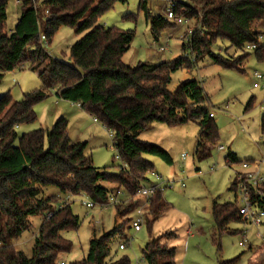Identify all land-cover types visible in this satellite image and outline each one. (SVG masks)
I'll return each mask as SVG.
<instances>
[{"label": "trees", "instance_id": "obj_1", "mask_svg": "<svg viewBox=\"0 0 264 264\" xmlns=\"http://www.w3.org/2000/svg\"><path fill=\"white\" fill-rule=\"evenodd\" d=\"M7 2L0 0V80L8 71L27 68L37 73L40 86L17 101L9 91L0 95V264H65L58 256L69 252L72 242L62 232L76 230L80 221L70 203L61 202L60 197L85 195L94 204L104 206L117 189L133 194L153 170L145 154L171 163L164 149L139 139V134L152 122L177 125L194 121L200 128L196 143L200 158L208 157L218 145L217 125L207 107L201 82L194 78L185 80L173 92L166 85L172 72H190L207 58L223 69L243 71L250 55L247 46L251 44L256 45V61L264 62V44L259 42L263 34L259 25L264 26V0L181 3L179 7L185 8L183 14L201 29L196 28L190 39L182 41L179 56L156 64L138 62L134 66L122 60L134 32L98 22L116 2L127 0H18L20 14L10 31L5 28ZM137 10L149 20L156 42L161 32L173 25L161 14L152 15L146 0L138 1ZM60 26L72 27L76 34H81L70 46L68 61L53 57L43 46V40L50 42ZM218 41L228 43L224 52L232 48L234 53L217 51ZM53 91L59 98L79 104L112 134V145L124 161V168L114 171L109 166L93 165L85 151L86 143L70 140L63 117L49 130L37 128L17 133L20 124L35 120L33 106ZM253 99L250 98L248 108ZM260 131L264 142V113ZM114 159L115 156L111 166ZM225 159L228 165L241 162L232 152H227ZM50 187L58 193L46 195ZM235 188L234 180L229 189L234 192ZM168 206L162 191H157L145 214L146 225L150 226ZM114 208L119 222L100 235L92 231L86 255L68 264H130L125 255L115 257L111 246L124 234L134 201L122 200ZM32 216H39L41 221L26 254L13 242L29 229ZM148 216L150 220L146 219ZM211 217V240L217 245L231 220L242 222L236 197L233 202L214 201ZM166 240L152 238L145 243L141 253L147 264H177L175 247Z\"/></svg>", "mask_w": 264, "mask_h": 264}, {"label": "rangeland", "instance_id": "obj_2", "mask_svg": "<svg viewBox=\"0 0 264 264\" xmlns=\"http://www.w3.org/2000/svg\"><path fill=\"white\" fill-rule=\"evenodd\" d=\"M138 1L116 2L98 19V22L106 27L115 26L134 32L129 48L122 56L123 62L131 66L138 62L156 64L179 56L182 53V36L186 27L171 25L163 30L157 44L166 43L167 49L158 51L150 31L149 20L143 12L137 10ZM163 1L146 0L152 15L158 14ZM6 13L5 28L10 31L20 14L19 3L16 0H8ZM80 35L76 34L72 27L60 26L50 42L43 40V46L53 57L68 61L70 46ZM259 41L264 43V35ZM227 45V42L218 41L220 48L215 49L223 54L234 53L232 48L224 52L223 48ZM248 52L250 55L245 61L243 71L223 69L211 64L207 58L199 61L190 72L184 69L172 72L166 85L167 90L173 92L185 80L194 78L201 82L207 96V107L215 115L214 121L219 135L217 144L223 143L226 149L235 152L239 161L259 159L264 153L260 131V118L264 113V87H253L256 80L253 72L258 70L264 73V62L256 61L253 49ZM39 86L36 72L27 68L14 69L4 73L1 78L0 95L9 91L12 99L17 101L24 93ZM251 97L254 101L252 107L248 108ZM68 104L74 105L52 92L33 106L35 120L20 124L17 133L37 128L49 130L58 118L63 117L67 120V132L71 141L86 143L85 151L93 165L100 168L109 166L110 170L117 171L119 160L114 159V166H111L116 151L110 132L100 122L94 123L93 116L85 111L81 115L77 108L69 107ZM199 133L200 128L194 121L177 125L154 121L139 134V139L158 145L170 156L171 163H167L159 156L144 155L153 164L152 173H157L161 180L171 184L162 191V196L169 206L150 223V226L144 222L139 231H134L129 223L124 229V234L118 236L111 246L115 257L125 255L130 264H134L136 258L142 259L141 249L148 240H162L166 237L168 245L175 247L177 264H220L221 261L232 259L231 264H264V217L258 227L231 220L228 231L220 235L217 245L209 237L213 224L210 215L212 204L214 201L233 202L234 192L229 187L236 174L243 169L241 162L231 166L225 165L226 149L219 151L217 146L208 157L200 158L196 152ZM182 153L185 158L181 157ZM146 177L144 185L158 181L151 172H148ZM47 191L50 194L58 193L54 187L48 188ZM60 201L70 203L72 212L80 221L76 230L62 232V235L72 242V248L67 253L59 254L58 260L68 264L86 255L92 231L100 235L119 222L120 217L112 204H94L92 208L86 207L83 201L90 199L85 195L61 196ZM133 217L134 213L131 212L129 219ZM146 219L150 220L151 217ZM40 221L39 216L30 217L29 229L13 242L14 246L28 254ZM242 229L247 230L246 241L239 245ZM119 243H124L125 248L119 249ZM140 263L147 264L143 259Z\"/></svg>", "mask_w": 264, "mask_h": 264}, {"label": "built area", "instance_id": "obj_3", "mask_svg": "<svg viewBox=\"0 0 264 264\" xmlns=\"http://www.w3.org/2000/svg\"><path fill=\"white\" fill-rule=\"evenodd\" d=\"M16 2H18V0H16ZM181 3H185V1L164 0L159 13L167 22L175 25L176 27L185 26L186 29L182 37L184 40H188L191 38L196 28H201L200 25H195L193 19L183 14L185 8L179 7ZM46 12L47 11H45V13ZM260 37L261 35L259 38ZM41 38L44 39V36H41ZM155 47L158 51H163L166 48V43L161 45L156 42ZM255 47V44L247 46L248 49H254ZM253 75L256 79L255 82H253V87L262 86L261 82L264 80V74L255 71ZM210 115L212 116L211 113ZM94 120L96 121V119ZM181 157L185 158V154L182 153ZM115 159L119 160V169L125 167L124 161H122L117 154L115 155ZM240 165L243 170L238 172L234 179L236 182L234 196L236 197L238 204V215L241 217L243 223L258 227L262 223V219L264 217V203L262 202L264 200V153L259 159L241 161ZM150 172L158 181L151 182L148 185L143 184L139 186V188L131 195L123 188L117 189L110 194L108 203H106V205H114L126 198L133 199L135 202L132 210L134 217L130 218L129 223L134 231H139L145 222V213L150 208L152 196L157 191H163L164 188L171 185L169 182L161 180L162 178L158 174L152 173V171ZM83 204L88 208H92L94 206V203L91 200L83 201ZM240 234L242 240L239 241V245H243L246 241L247 230H240ZM125 246L126 245L124 243L118 244L119 249H124ZM142 259L140 260L139 258H136L134 264H141L140 262H142Z\"/></svg>", "mask_w": 264, "mask_h": 264}, {"label": "crops", "instance_id": "obj_4", "mask_svg": "<svg viewBox=\"0 0 264 264\" xmlns=\"http://www.w3.org/2000/svg\"><path fill=\"white\" fill-rule=\"evenodd\" d=\"M158 14H160L159 12H158ZM259 29H261L262 31H263V25L262 24H260L259 25ZM262 35H264V31H263V34ZM261 35V36H262ZM260 42V41H259ZM261 44H264V43H261ZM166 49H167V47H166ZM165 49V50H166ZM255 71H258V70H255ZM254 71V72H255ZM253 72V73H254ZM258 72H260V71H258ZM261 73H263V72H261ZM264 74V73H263ZM40 82V81H39ZM255 82V81H254ZM261 84H262V86L261 87H264V80L261 82ZM259 87V86H258ZM54 92V91H53ZM52 93V92H51ZM54 94H55V92H54ZM56 95V94H55ZM57 96V95H56ZM58 97V96H57ZM254 101V100H253ZM59 103V102H58ZM57 103V104H58ZM71 103H73V102H71ZM74 105H72V104H68L69 105V107H75V108H77V110L79 111V113H81V115L83 114V112H84V110H82L81 108H80V106H79V104H77V103H73ZM209 111H210V113L212 114V117H213V119H214V117H215V115L213 114V111L212 110H210L209 109ZM95 118H93L92 119V121L94 122V123H97L98 121L96 120H94ZM103 126V125H102ZM104 127V126H103ZM105 128V127H104ZM81 132V131H80ZM69 135V134H68ZM109 135H110V137H111V134L109 133ZM70 138V137H69ZM71 140V139H70ZM262 140H263V138H262ZM217 149L219 150V151H223V150H225L226 148H225V145L223 144V143H220V144H218L217 145ZM226 153H225V155L227 154V152H232V153H234L235 154V152H233V151H231V149H229V148H227L226 150ZM263 154V153H262ZM225 155H224V164L225 165H227V166H231L232 164H230V165H228L227 163H226V159H225ZM235 156H236V154H235ZM237 157V156H236ZM250 160H252V158L250 159ZM157 174V173H156ZM160 176V175H159ZM48 190V189H47ZM45 191V194L46 195H52V194H57V193H49L48 191ZM129 198H126V200H128ZM133 200V199H132ZM134 201V200H133ZM134 204H135V202H134ZM210 215H211V209H210ZM146 224V223H145ZM141 230V229H140ZM212 230H213V224H212V228H211V230H210V233H209V237H211L210 235H211V233H212Z\"/></svg>", "mask_w": 264, "mask_h": 264}]
</instances>
